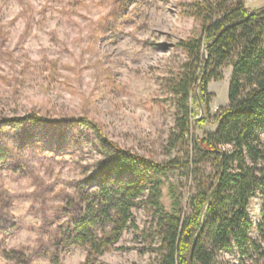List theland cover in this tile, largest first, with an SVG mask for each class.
Returning a JSON list of instances; mask_svg holds the SVG:
<instances>
[{
    "label": "rangeland",
    "instance_id": "374dc122",
    "mask_svg": "<svg viewBox=\"0 0 264 264\" xmlns=\"http://www.w3.org/2000/svg\"><path fill=\"white\" fill-rule=\"evenodd\" d=\"M194 1L0 0V120L28 113L46 119L11 121L0 130V264L24 257L25 264L85 261V248L54 244L59 228L78 218V183L97 173L105 158L104 140L77 119L94 122L104 139L154 160L185 157L190 146L170 139L176 105L170 85L186 61L178 42L200 34ZM237 1L264 7V0L228 3ZM221 72V80L208 84L209 112L202 107L195 117L204 120L193 127L197 136L216 128L215 115L228 104L231 62ZM199 167L211 171L206 163ZM164 179L166 209L173 183L188 212L193 178L176 170ZM262 206L258 195L252 198L247 214L253 224ZM132 214L136 228L92 257L94 264H158L154 214L140 203ZM250 234L257 238L255 229ZM3 249L16 250L17 259ZM253 255L242 258L232 248L220 252L215 264H264V257Z\"/></svg>",
    "mask_w": 264,
    "mask_h": 264
},
{
    "label": "trees",
    "instance_id": "16d2710c",
    "mask_svg": "<svg viewBox=\"0 0 264 264\" xmlns=\"http://www.w3.org/2000/svg\"><path fill=\"white\" fill-rule=\"evenodd\" d=\"M228 2L195 0L191 14L200 34L178 42L186 61L170 85L176 103L170 139L181 147L190 146L184 158L154 160L104 139L94 122L76 120L105 143L98 172L77 185L79 198L74 205L80 206L74 215L78 218L55 236L57 246L87 250L82 264H94L92 257L111 249L127 228H136L132 209L138 203L156 218L158 264H215L220 252L232 248L242 258L264 257V7L250 9L243 1ZM226 62L232 65L228 104L217 111L216 128L197 136L193 127L204 120L195 117L202 107L209 112L213 94L208 84L223 78ZM45 120L28 113L5 123L0 120V130L11 121ZM205 163L209 173L199 170ZM176 170L195 183L188 212L173 183L168 184L169 210L162 201L164 178ZM86 182L95 189L87 190ZM256 195L263 206L253 224L247 212ZM253 229L256 239L250 234ZM2 252L17 259L16 250ZM25 258L17 264H25Z\"/></svg>",
    "mask_w": 264,
    "mask_h": 264
}]
</instances>
